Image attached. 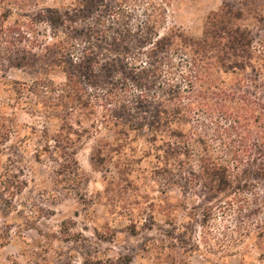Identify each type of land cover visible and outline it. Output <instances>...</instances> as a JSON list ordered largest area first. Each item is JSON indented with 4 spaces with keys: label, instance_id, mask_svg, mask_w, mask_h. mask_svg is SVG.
I'll return each mask as SVG.
<instances>
[{
    "label": "rangeland",
    "instance_id": "rangeland-1",
    "mask_svg": "<svg viewBox=\"0 0 264 264\" xmlns=\"http://www.w3.org/2000/svg\"><path fill=\"white\" fill-rule=\"evenodd\" d=\"M162 1L166 10L160 12V32L174 27L192 38L202 36L207 16L223 2ZM162 1L125 2L130 26L136 28ZM74 2L48 0L43 8L61 10ZM250 6L262 10L246 23L257 52L252 63L260 65L264 64V53L259 52H264V0ZM36 13L17 12L6 22L27 27ZM95 23L85 19L72 28H96ZM33 28L43 43L49 41L46 23ZM17 57L0 48V129L4 131L0 136V264H264V183L256 175L217 193L196 182L194 167L173 165L162 142L133 133L117 135L113 123L123 113L117 102L123 97L117 88L115 100L106 102L109 85L103 84L104 76L82 86L90 100L72 117L82 129L75 123L62 127L49 121L42 115L41 96L27 89L44 77L60 85L64 74L55 70L43 75L38 66L19 69L14 64L23 61ZM121 63L123 75L119 62L113 65L127 79L128 63ZM242 75L246 81L241 84L236 74L222 77L226 85L213 92L214 98L220 100L222 91L231 88L264 103L263 79L250 67ZM45 130L48 146H54L56 137L65 146L69 145L66 137L77 146L75 167H59L56 161L63 162L62 155L51 148L37 156L46 150ZM255 135L252 129L245 131L248 145ZM239 141L228 138L227 147L240 150ZM98 146L103 148L104 161L94 154ZM213 147L223 150L220 142ZM243 159L248 174L252 166L264 163L252 147ZM230 169L236 174L233 164Z\"/></svg>",
    "mask_w": 264,
    "mask_h": 264
},
{
    "label": "trees",
    "instance_id": "trees-1",
    "mask_svg": "<svg viewBox=\"0 0 264 264\" xmlns=\"http://www.w3.org/2000/svg\"><path fill=\"white\" fill-rule=\"evenodd\" d=\"M47 1L0 0V48L23 61L14 66H38L43 75L55 70L64 74L65 81L60 85L44 77L28 86L29 93L41 96L44 118L57 121L62 127L75 123L82 129L80 122L72 120L75 110L87 107L90 100L82 86L104 76L107 78L103 84L109 85L106 102L115 100L113 92L117 88L118 96L123 97L117 101L123 113L113 123L117 135L133 133L162 142L165 157L173 165L194 167L196 182L209 185L208 189L217 193L251 175L264 183V163L252 166L249 174L243 164L251 147L264 160V103L240 90L231 92V88L222 91L220 100L213 96L224 85L225 75L236 74L237 84L245 83L246 76L242 74L249 67L264 81V64L252 63L257 52L252 30L246 24L249 18L262 14V10L250 6L255 0H223L222 6L207 16L200 38H192L174 27L161 33L160 12L166 10L162 0L160 8L146 14L136 28L130 26L128 10L123 6L129 0H75L61 10L43 8ZM35 10L27 27L6 22L17 12ZM85 19L98 21L97 26L93 25L96 28H72ZM38 23L50 27L47 43L33 28ZM114 60L119 62L122 75L121 61L128 63L127 79L119 74ZM125 68L128 69L126 64ZM128 91L138 94L130 96ZM195 116L201 119L195 121ZM249 129L256 134L251 146L243 136ZM3 132L0 129V136ZM43 133L46 150L37 152V156L51 148L62 155L64 161H56L59 167H75L77 146L68 137L64 138L68 146L56 137L50 147L47 130ZM8 135L6 131L5 136ZM232 137L240 139V150L227 147L226 139ZM216 142L222 144L223 150L213 147ZM102 149H94L100 161H104ZM232 164L236 174L230 169Z\"/></svg>",
    "mask_w": 264,
    "mask_h": 264
}]
</instances>
